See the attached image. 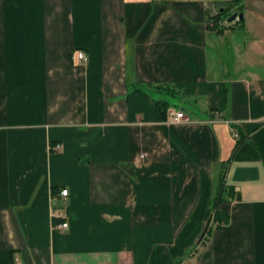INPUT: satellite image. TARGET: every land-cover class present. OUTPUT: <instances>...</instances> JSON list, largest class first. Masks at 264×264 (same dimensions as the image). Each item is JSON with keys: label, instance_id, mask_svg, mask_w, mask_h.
Listing matches in <instances>:
<instances>
[{"label": "crops", "instance_id": "1", "mask_svg": "<svg viewBox=\"0 0 264 264\" xmlns=\"http://www.w3.org/2000/svg\"><path fill=\"white\" fill-rule=\"evenodd\" d=\"M222 6L242 21L206 28ZM139 83L189 122L158 120ZM220 181L228 221L199 240ZM13 257L264 264V0H0V264Z\"/></svg>", "mask_w": 264, "mask_h": 264}, {"label": "trees", "instance_id": "2", "mask_svg": "<svg viewBox=\"0 0 264 264\" xmlns=\"http://www.w3.org/2000/svg\"><path fill=\"white\" fill-rule=\"evenodd\" d=\"M235 11H237V10L231 9L228 6H222V8L219 7V9L217 10V12L214 15L207 17L206 28L216 29V30L218 29L217 31H221L222 27L218 26V23L226 20L228 18V16ZM237 22L239 24H241V22H239V21H237ZM138 85L141 86L142 88L144 87V89L148 93H150V95L153 97L155 104H156L157 119L158 120H164L165 115H166L168 108H169V100H170V98L175 97L174 93L171 90H168L167 88L164 89L163 87H161L159 85H152V84H148V83H146V84H140L139 83ZM167 97H169V98H167ZM238 143H239V141L236 142L235 147L238 145ZM224 171H225V167L223 166V170L221 172L222 173L221 174V181L223 180ZM221 181H220L219 191L217 192V194L214 198V204H213V206H214L213 222L214 223L210 227H208L206 222L204 223V232L202 231V233L199 237V240H200L202 234L205 233V231H206V234L209 235L212 228L219 227L220 225H222L223 223L228 221L227 213L215 208L216 205L223 200L220 197V189H221V185H222ZM210 212L211 211L209 210L207 215L205 216L206 218L210 214Z\"/></svg>", "mask_w": 264, "mask_h": 264}, {"label": "built area", "instance_id": "3", "mask_svg": "<svg viewBox=\"0 0 264 264\" xmlns=\"http://www.w3.org/2000/svg\"><path fill=\"white\" fill-rule=\"evenodd\" d=\"M76 60H78V62H85L87 60V56L85 55V53L82 50H78L77 54H76ZM164 122L167 124H172V123H182V122H189V117L186 116V114L183 112V110H179V109H171L169 110L164 118ZM236 135V133H235ZM60 194L62 196H67V190L66 189H61L60 190ZM207 220L205 221L208 225V227H210L213 224V211L210 212V214L207 216L206 218ZM59 228L62 229H66L68 227V224L66 222H61L58 224ZM206 235V232L204 234H202L200 240L204 239ZM11 264H20L19 260L17 257H13Z\"/></svg>", "mask_w": 264, "mask_h": 264}, {"label": "rangeland", "instance_id": "4", "mask_svg": "<svg viewBox=\"0 0 264 264\" xmlns=\"http://www.w3.org/2000/svg\"><path fill=\"white\" fill-rule=\"evenodd\" d=\"M215 8H216V7H215ZM216 12H217V9H216ZM233 13H235V12H233ZM237 13H239V12H237ZM230 15H231V14H230ZM230 15H229V16H230ZM229 16H228V17H229ZM226 20H227V19H226ZM226 20L221 21V22L218 23V26H221V27H222V30H223V28L226 29L228 26H230V25H229L230 23H227ZM231 24H233V23H231ZM234 25H235V24H234ZM231 26H232V25H231ZM212 30L217 31L218 29H217V30H216V29H212ZM218 32H219V31H218ZM177 103H178V104H179V103L181 104V102H179V101L176 102V104H177ZM177 108H178L179 110H182V107H177ZM213 223H214V222H213ZM206 229H207V228H206ZM206 229H205V230H206ZM203 232H204V231H203ZM205 232H206V231H205ZM206 235H207V234H206ZM205 238H206V236H205Z\"/></svg>", "mask_w": 264, "mask_h": 264}, {"label": "water", "instance_id": "5", "mask_svg": "<svg viewBox=\"0 0 264 264\" xmlns=\"http://www.w3.org/2000/svg\"><path fill=\"white\" fill-rule=\"evenodd\" d=\"M242 13L241 12H239V13H237V12H235V13H232L228 18H227V21L228 22H232V21H234V20H239V21H242Z\"/></svg>", "mask_w": 264, "mask_h": 264}]
</instances>
